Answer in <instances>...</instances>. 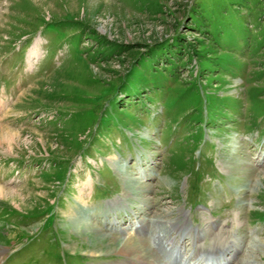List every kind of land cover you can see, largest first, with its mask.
<instances>
[{
    "label": "rangeland",
    "instance_id": "obj_1",
    "mask_svg": "<svg viewBox=\"0 0 264 264\" xmlns=\"http://www.w3.org/2000/svg\"><path fill=\"white\" fill-rule=\"evenodd\" d=\"M254 3L0 0V264L170 263L158 234L205 258L236 239L229 264H264ZM121 175L145 188L127 196ZM78 202L109 249L90 251L92 231L71 223ZM151 218L163 222L153 230ZM143 219L150 229L134 233ZM128 237L155 259L117 253Z\"/></svg>",
    "mask_w": 264,
    "mask_h": 264
},
{
    "label": "bare ground",
    "instance_id": "obj_2",
    "mask_svg": "<svg viewBox=\"0 0 264 264\" xmlns=\"http://www.w3.org/2000/svg\"><path fill=\"white\" fill-rule=\"evenodd\" d=\"M121 168L117 169L119 174L122 173ZM141 173H143V172H141ZM144 175L146 176L147 179L152 178V176H150V175H146V174H144ZM121 177L124 180V190H125V193L127 194V196L132 194V192L136 191L137 189L141 190V189L145 188L143 186H140L142 180L138 177L133 178V177H130L127 175H121ZM5 192L6 191L4 190V188L0 187V195L5 196ZM79 199L82 201L81 197H79ZM145 201H147V200L145 199L141 202L142 205L148 204V202L146 203ZM80 202H78L77 206L75 207L76 210L74 211V218L72 219L71 223L73 224L74 227H79L81 225L84 227H87L88 228L87 230L81 231L82 234L85 232H88V231H92V236H91L92 243L90 244V247H89L90 249L88 248L90 251L93 250L92 248L96 247L93 245L94 243H96V244L101 243L104 245L105 249H109L111 246H110V244L107 243L108 238L105 235H102L99 230H97V229L95 230L93 228H90V227H92L90 225H93L91 222H89V219L91 217H94L93 209L92 208L89 209L91 211L87 210L88 206H86L85 203L80 204ZM149 204H150V202H149ZM136 207H138V206H136ZM139 207H138V209H139ZM106 208L107 207H105L103 209V211L100 213L101 217L108 216L109 211H106ZM108 210H109V208H108ZM167 213H169L168 210L161 211V214H160L161 218L166 217L168 215ZM111 218L107 217V220H105L106 221L105 224H108L109 226L114 227L119 223V221L117 222L116 219H114V221H111L113 219V218L112 219ZM151 221H152V223H154V225H152L151 229L155 230L159 226V224L163 222V219L155 218L154 220L152 219ZM107 222H109V223H107ZM144 222H145L144 219L137 221L136 223L133 224V226H135L134 230L132 229L133 226H132L131 230H133L134 233H137L138 230L143 231L146 228L148 230L149 226L147 227V225L144 224ZM173 226H174L175 230L176 229L181 230L182 227H185V225H180L178 222H175V224H173ZM149 229H150V227H149ZM124 230L125 229H123V231ZM159 233H161V231H159ZM88 234H89V232H88ZM196 235H197L196 239H200L201 235L198 233ZM174 236L175 235H171L170 238L168 239L165 236H163L162 234L154 235V244L157 246L156 249H158L161 252H167L170 256H172V259L170 258L171 259L170 263H162L159 261V263H157V264H229L231 262V259L233 258V254H235L237 249H238V246L236 244L237 240L234 239L223 250V253H225V252L228 254L230 253L229 254V256L231 255L230 258H228L227 254L225 253V254H222L221 256H215L216 258H214V259L211 258L209 260H206L205 256L199 255V257H198L197 256L198 253L195 251H193V253H192L193 255H188L189 253H184L182 248H181V245L172 241L174 239ZM194 237L191 236V241ZM184 240L186 241V237H183V236L178 237V240L176 239V241H178V242L184 241ZM194 241H195V238L193 239V242ZM117 244H118L117 253H119V254H124L126 256H132V257L137 258L139 260L141 258H144V257L147 259H151V260L155 259L153 257V255L155 253L151 248H149V245L146 243V239H138L136 237L135 238L128 237V238H124V239L119 240ZM171 244H173V245H171ZM98 254H100V253H98ZM121 263H116V264H121ZM124 263L138 264L135 262H124Z\"/></svg>",
    "mask_w": 264,
    "mask_h": 264
},
{
    "label": "trees",
    "instance_id": "obj_3",
    "mask_svg": "<svg viewBox=\"0 0 264 264\" xmlns=\"http://www.w3.org/2000/svg\"><path fill=\"white\" fill-rule=\"evenodd\" d=\"M251 1H254L255 3V7L254 9H251L250 6L248 7V13L251 14V16L253 15H257L259 14V12L261 11V9L264 8V0H251ZM192 16H195V14H192ZM257 27L259 29H261V27L258 25L257 23Z\"/></svg>",
    "mask_w": 264,
    "mask_h": 264
}]
</instances>
